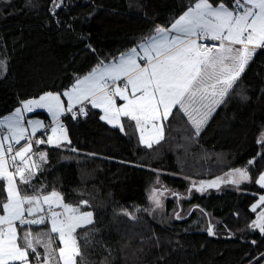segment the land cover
Masks as SVG:
<instances>
[{
	"label": "trees",
	"instance_id": "obj_1",
	"mask_svg": "<svg viewBox=\"0 0 264 264\" xmlns=\"http://www.w3.org/2000/svg\"><path fill=\"white\" fill-rule=\"evenodd\" d=\"M56 3L60 7L53 0H0V115L25 100L62 92L100 61L152 35L157 25L168 26L191 0ZM85 109L83 118L63 116L70 144L38 147L46 150L47 162L32 185L45 193L55 189L74 206L88 201L81 210L91 211L94 223L78 233H89V264H264V234L250 227L252 205L264 192L255 183L264 172V144L257 143L264 133V50L199 136L174 109L164 140L147 148L134 122L124 119L121 132L100 120L99 110ZM235 168L247 169L250 177L239 188H191L192 181ZM157 178L170 192L159 211L147 194ZM31 227L39 232L48 226ZM80 243L83 248L84 239Z\"/></svg>",
	"mask_w": 264,
	"mask_h": 264
},
{
	"label": "snow or ice",
	"instance_id": "obj_2",
	"mask_svg": "<svg viewBox=\"0 0 264 264\" xmlns=\"http://www.w3.org/2000/svg\"><path fill=\"white\" fill-rule=\"evenodd\" d=\"M53 3L60 7L56 0ZM259 50H264V0H191L170 26L157 25L136 46L108 63L100 61L88 74L77 77L69 90L23 101L22 108L0 119V264H89L84 250L90 245L89 233L77 231L94 223L93 213L81 210L80 205L88 201L74 206L55 189L45 193L32 185L41 170L33 159V137L45 125L29 120L32 131L27 135L24 113L42 108L52 116L51 135L46 140L35 139L37 146L70 144L60 117L66 112L73 118L78 113L87 115L85 104L101 109L100 120L121 132L125 131L122 118L134 122L139 141L147 148L164 140V124L174 109L187 117L199 136ZM61 95L67 98L66 108ZM77 105H81L78 112L74 111ZM21 141L26 142L21 145ZM257 143L264 144V133ZM15 145L21 146L17 149ZM38 156L47 162L46 152ZM226 176L235 184L250 179L248 170L241 168ZM221 179L207 186H217ZM255 183L264 188V172ZM158 193L153 188L149 199L160 208ZM261 205L264 195L251 210L256 212ZM176 218H181L179 213ZM41 225L48 227L39 232L31 227ZM250 227L264 234V210ZM208 234L213 235L211 227Z\"/></svg>",
	"mask_w": 264,
	"mask_h": 264
},
{
	"label": "rangeland",
	"instance_id": "obj_3",
	"mask_svg": "<svg viewBox=\"0 0 264 264\" xmlns=\"http://www.w3.org/2000/svg\"><path fill=\"white\" fill-rule=\"evenodd\" d=\"M73 85V84H72ZM72 85L71 86H69L68 87V89H66V90H69L71 87H72ZM57 93V92H56ZM59 93H63V92H59ZM45 94V93H44ZM43 95V94H42ZM41 96V95H40ZM39 96V97H40ZM39 97H37V98H32V99H38ZM61 99H62V97H61ZM28 100H31V99H28ZM26 101V100H25ZM13 113V111H11V112H9V113H6V114H3V115H0V119H3L4 117H6V116H9V115H11ZM62 117L63 116H61L60 117V122L62 123V121H61V119H62ZM50 130H49V132L47 131V133H45L46 134V139H47V137L49 136V135H51V127L52 126H54L53 125V122H52V118H50ZM64 127H65V125H64ZM43 136V135H42ZM40 139H44V138H40ZM46 139H44V140H46ZM25 142L24 141H21V145H23ZM46 145H48L47 143H45ZM66 144H68V142H66V141H63L62 143H61V146H64V145H66ZM21 145H15L16 146V148H18V147H20ZM48 146H51V145H48ZM33 152L34 153H36L35 155H33V159L34 160H36L39 164H40V168L45 164V162H41V161H39V156H38V153L39 152H46V150L45 149H40V148H38L37 147V145H34L33 144ZM236 169V168H235ZM241 169H245V168H241ZM233 170V169H232ZM232 170H230L229 172H231ZM228 172V173H229ZM221 178H223V179H221L220 181H219V183H218V185L220 186V185H230V186H233V187H235V188H239V186L242 184V183H244V182H247V181H242L241 183H239V184H235V183H230V182H228L229 181V177L228 176H226V174L225 175H222V176H220ZM217 178H215V179H212V180H206V181H192L191 182V188L192 189H195V190H198V191H204L205 189H207V188H210V187H208L207 186V184L209 183V182H211V181H214V180H216ZM202 182H204V187L203 188H201V183ZM158 184L159 183H157L156 181H154L148 188H147V194H148V198H149V196H150V194H151V191H152V189L153 188H156V189H159V193H162V194H159L158 193V195H159V199L161 200V202H162V204H163V201L166 199V197L168 196V195H170V192L167 190V189H164V188H162L161 186H158ZM218 185L217 186H213V188L214 187H218ZM264 189V188H263ZM261 195H264V192L262 193V194H260L259 196H258V198L255 200V202H254V204H257L258 202H259V197L261 196ZM149 201H150V203H151V205H152V207H153V209L154 210H157V211H159L162 207H160V208H157L153 203H152V201L149 199ZM261 210H264V205H261L260 207H258L257 208V211H256V215H255V218L253 219V220H255L256 218H257V213H259ZM252 220V221H253ZM251 224H252V222H251ZM250 224V225H251ZM256 230H258V229H256ZM259 231V230H258ZM58 243V242H57ZM38 250L39 251H43V249L42 248H39L38 247Z\"/></svg>",
	"mask_w": 264,
	"mask_h": 264
},
{
	"label": "crops",
	"instance_id": "obj_4",
	"mask_svg": "<svg viewBox=\"0 0 264 264\" xmlns=\"http://www.w3.org/2000/svg\"><path fill=\"white\" fill-rule=\"evenodd\" d=\"M186 9H187V8H186ZM186 9H185V10H186ZM185 10H184V11H185ZM182 13H183V11L181 12V14H182ZM181 14H180V15H181ZM180 15H178L176 18H178ZM176 18H175V19H176ZM175 19H174V20H175ZM174 20H173L172 22H174ZM172 22H171V23H172ZM171 23H170V24H171ZM170 24H169L168 26H170ZM168 26H164V27H168ZM141 42H142V41H141ZM119 55H120V54H119ZM119 55H118V56H119ZM118 56H117V57H118ZM115 58H116V57H115ZM113 59H114V58H113ZM113 59H111L110 61H112ZM110 61H108V62H110ZM108 62H106V63H108ZM82 77H83V76H82ZM82 77H81V78H82ZM74 83H75V81H74L72 84H74ZM72 84H71V85H72ZM71 85H70V86H71ZM66 89H68V88H66ZM66 89H65V90H66ZM65 90H63L62 92H64ZM61 97H62V100H63L64 103H65V108H66V107H67V98H66V97H63L62 95H61ZM26 101H27V100H26ZM86 105H88V106L91 107L90 104H85L84 107H85ZM79 107H81V105H77L75 109H77V108H79ZM219 107H220V106H219ZM219 107H218V108H219ZM17 108H22V102H21V104H20ZM218 108H217V109H218ZM217 109H216V110H217ZM97 110H99V111L101 112V115L103 114L102 111H101V109H97ZM216 110H215V112H216ZM14 111H15V109L13 110V112H14ZM37 112H41L42 114H41V115H38ZM215 112H214V113H215ZM214 113H212V115H211L210 118L208 119L207 124H208V122L210 121V119L212 118V116L214 115ZM65 114H67V112H66ZM65 114H64V115H65ZM64 115H62V116H64ZM50 118H52L51 114H50L46 109H42V108H35L32 112L24 113V117H23V119H24V124H25V127L28 128V133H27V135H31V131H32V130H31V127H30V126L28 125V123H27L29 120H31V121H41V122L45 125L44 128H40V129L36 132V135H38V134H40V133L46 128V126H51L50 123H49V122H50ZM185 118L187 119V117H185ZM124 119H126V118H122V122L124 121ZM187 121H188V119H187ZM207 124H206V125H207ZM109 125H110V124H109ZM190 125H191V124H190ZM206 125H204V126L202 127V131L204 130V128H205ZM111 126H112V125H111ZM117 128H118V127H117ZM49 130H50V128L48 129V132H49ZM202 131H201V132H202ZM138 134H139V132H138ZM42 135H43V136H42ZM42 135H40L39 139H40V138H44V139H46V134H42ZM33 144L35 145L34 141H33ZM41 145H44V144H41ZM41 145H39V146H41ZM39 146H37V147H39ZM18 148H19V147H18ZM18 148H17V149H18ZM78 230H79V229H78ZM78 230H77V231H78Z\"/></svg>",
	"mask_w": 264,
	"mask_h": 264
},
{
	"label": "built area",
	"instance_id": "obj_5",
	"mask_svg": "<svg viewBox=\"0 0 264 264\" xmlns=\"http://www.w3.org/2000/svg\"><path fill=\"white\" fill-rule=\"evenodd\" d=\"M208 43H212V42H208ZM74 111H77V112H78V109H75ZM65 115L72 116L70 113H67V114H65ZM84 116H85V115H80V114L78 113L77 116H76V118H83ZM61 121H62V124L65 125V121H64L63 117H62ZM49 127H50V126H46V128H45L40 134L35 135V137H33V141H35V139L39 138L40 135L47 133ZM24 142H26V141H24ZM15 148H16V146H15Z\"/></svg>",
	"mask_w": 264,
	"mask_h": 264
}]
</instances>
